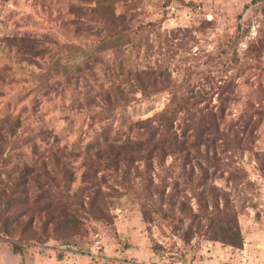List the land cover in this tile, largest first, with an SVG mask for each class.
Masks as SVG:
<instances>
[{
	"label": "rangeland",
	"instance_id": "374dc122",
	"mask_svg": "<svg viewBox=\"0 0 264 264\" xmlns=\"http://www.w3.org/2000/svg\"><path fill=\"white\" fill-rule=\"evenodd\" d=\"M85 1L0 0V74L17 79L12 87L0 85V121L9 114L22 122L9 143L8 154L13 159L4 175L13 167L19 170L7 174L0 188L14 193L28 189L30 197L34 194L28 184L25 188L17 186L14 176L50 150L52 141L48 143L42 133L49 126L61 134L58 145L80 146L100 127L101 114L97 112L104 105H119L115 124L122 122L123 126L130 119H145L165 110L171 103L170 92L163 90L146 98L141 90L134 93L122 85L133 60L144 66L146 62H164L173 69L177 83L192 75L191 88L187 84L183 92L192 95L190 102L197 101L193 110L197 109L199 116L225 108V116L220 117L221 132L205 135L217 145L205 140L202 150H208L210 156L215 151L224 156L222 150L229 146L228 154L234 153L236 164L246 169V179L237 188L225 177L215 180L233 192L231 198L241 212L245 246L234 249L219 241L204 240L196 231L186 242L188 219L176 233L163 221L146 219L138 196L129 194L113 205L112 222L91 223L89 236L74 247L54 240H21L18 235L4 236L0 231V264H264V176L255 156V152L264 151V0H173L168 7L167 0H141L136 8L135 0H119L115 12L127 15L128 29L107 40L108 45L101 44L106 30L98 24L100 15L91 13ZM77 9L81 18L75 16ZM205 16L210 25L205 24ZM23 41L47 50L51 61L62 57L70 66L69 74L51 79L49 94L36 96L33 92L34 85L27 78L32 70L19 61L16 51L20 47L17 42ZM92 42L96 47L88 46ZM78 65L84 72H79ZM119 83L122 93L116 91ZM12 94V101H8ZM32 107L44 111L45 117L40 121L32 118ZM196 117L184 106L177 126L191 124L193 133ZM125 147L137 150L139 142L126 139ZM167 164L179 177L180 161L170 157ZM30 185L34 187L32 182ZM183 186L181 180V197ZM185 193L196 208L189 187ZM30 205L33 208L32 200ZM30 214L23 215V220L28 221ZM47 217L36 211L33 226L39 227ZM170 221L179 224L174 216ZM15 245L24 247L16 251Z\"/></svg>",
	"mask_w": 264,
	"mask_h": 264
},
{
	"label": "trees",
	"instance_id": "16d2710c",
	"mask_svg": "<svg viewBox=\"0 0 264 264\" xmlns=\"http://www.w3.org/2000/svg\"><path fill=\"white\" fill-rule=\"evenodd\" d=\"M118 1H85L84 6L91 13L97 12L100 15L98 24H102L106 30L101 44L108 45L107 40L119 37L128 29L125 25L128 22L127 15L115 12ZM139 2L141 0L133 2L134 8ZM172 2L173 0H167L165 5L171 6ZM75 13V16L81 18L79 9ZM204 18L205 24L210 25L209 18ZM17 43L20 45L16 50L19 61L32 70L31 77L27 78L32 81L36 96L49 94V82L55 75L71 72L70 66L63 62L62 57L51 61L47 50L24 41ZM88 46L96 47V44L92 42ZM134 62L135 60L128 64L127 76L122 80L123 87H131L134 93L141 90L146 98L166 90L171 93L170 105L145 119H130L125 126L122 122L115 124L120 116L117 111L119 105H104L97 112V115L101 114L98 116L100 127L94 129L80 146L58 145L61 134L53 127L45 128L42 133L46 135L48 143L52 141L50 150L33 160L30 167L26 165L20 170L18 177L14 176L17 186L25 188L28 184L34 189V194L30 197L28 189L19 190L18 195L0 188V231L4 236L18 235L21 240H37L41 243L54 240L74 247L78 240L89 236L91 223L112 222L113 205L123 196L135 194L142 202L149 221H163L177 233L183 221L188 219L184 235L186 242L191 240L190 237L196 231L204 240L219 241L234 249H244L241 212L231 198L233 192L219 186L215 180L225 177L237 188L246 179V169L236 164L234 153L228 154V145L222 150L224 156H218L217 151L214 156H210L208 150H202L205 140L216 144L214 139L209 141L210 136L207 138L205 135L209 131L214 135L221 132L220 117L225 116V108L222 107L220 113H205L202 118L197 109L193 110V103L197 101L190 102L192 95H185L183 92L187 84V88H191V74L177 83L172 77L173 69L169 64L146 62L144 66L138 61ZM77 69L80 73L85 70L82 65H78ZM16 81L7 73L0 74V85L10 84L12 87ZM123 87L119 83L116 91L122 93ZM13 94L8 101H12ZM184 106L197 116L193 133L190 132L191 124L177 126L178 113ZM31 112L32 118L35 117L38 121L45 117L44 111H38L36 107H32ZM0 122V181L3 182L7 174H12L13 169L19 170L18 166L13 167L10 173L4 175L8 162L13 159L8 154L11 146L9 143L16 137L18 125L22 122L9 114H5ZM133 138L138 140L139 149L128 151L125 140ZM43 141L46 142V139ZM37 149L35 147L34 153ZM255 156L258 170L264 176V151L255 152ZM170 157L180 161L181 172L177 178L172 167L167 164ZM181 180L185 182L182 187L183 197L180 196ZM31 182L34 187L30 185ZM187 187L196 199V208L192 206L190 196L185 193ZM36 211H42L48 217L35 228L33 220ZM29 212V220L24 221L23 215ZM172 216L179 219V224L175 225L170 221ZM15 247L17 251L24 246Z\"/></svg>",
	"mask_w": 264,
	"mask_h": 264
},
{
	"label": "built area",
	"instance_id": "2783aa9c",
	"mask_svg": "<svg viewBox=\"0 0 264 264\" xmlns=\"http://www.w3.org/2000/svg\"><path fill=\"white\" fill-rule=\"evenodd\" d=\"M200 8H201V7L199 6L198 9H200ZM95 245H96V247H98V246H99V241H96V242H95ZM98 248H99V247H98Z\"/></svg>",
	"mask_w": 264,
	"mask_h": 264
}]
</instances>
